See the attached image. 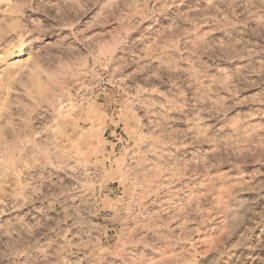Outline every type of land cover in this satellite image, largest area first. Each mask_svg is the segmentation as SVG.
Wrapping results in <instances>:
<instances>
[{
    "label": "clouds",
    "instance_id": "1",
    "mask_svg": "<svg viewBox=\"0 0 264 264\" xmlns=\"http://www.w3.org/2000/svg\"><path fill=\"white\" fill-rule=\"evenodd\" d=\"M0 264H264V0H0Z\"/></svg>",
    "mask_w": 264,
    "mask_h": 264
}]
</instances>
